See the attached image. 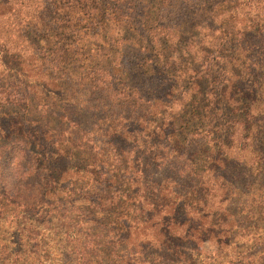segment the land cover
<instances>
[{"label":"trees","instance_id":"obj_1","mask_svg":"<svg viewBox=\"0 0 264 264\" xmlns=\"http://www.w3.org/2000/svg\"><path fill=\"white\" fill-rule=\"evenodd\" d=\"M263 201L264 0H0L19 259L56 219L70 264H201Z\"/></svg>","mask_w":264,"mask_h":264},{"label":"rangeland","instance_id":"obj_2","mask_svg":"<svg viewBox=\"0 0 264 264\" xmlns=\"http://www.w3.org/2000/svg\"><path fill=\"white\" fill-rule=\"evenodd\" d=\"M5 221L0 222V264H70L64 258L71 246L66 241L62 224L56 219L32 225L29 241L22 240L23 256L20 254V259L16 256L15 249L18 248L12 221L9 218ZM246 226L249 229L238 233L233 244L224 251L210 244L202 245L201 264H264V215Z\"/></svg>","mask_w":264,"mask_h":264}]
</instances>
